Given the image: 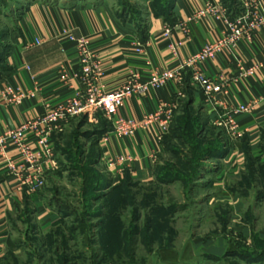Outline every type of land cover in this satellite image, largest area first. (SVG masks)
Instances as JSON below:
<instances>
[{
  "label": "rangeland",
  "instance_id": "1",
  "mask_svg": "<svg viewBox=\"0 0 264 264\" xmlns=\"http://www.w3.org/2000/svg\"><path fill=\"white\" fill-rule=\"evenodd\" d=\"M35 1L67 6L82 0H0V57ZM107 1L141 24L166 0ZM224 1L233 13L241 11L239 0ZM187 102L153 176L117 187L101 159L109 119L100 110L72 119L54 136L56 167L39 191L48 211L61 217L43 227L31 202L15 210L0 234V264H264V166L253 164L243 178L213 185L205 175L220 166L224 131L206 124L204 107ZM166 250L177 256L167 253L172 259L165 260Z\"/></svg>",
  "mask_w": 264,
  "mask_h": 264
},
{
  "label": "crops",
  "instance_id": "2",
  "mask_svg": "<svg viewBox=\"0 0 264 264\" xmlns=\"http://www.w3.org/2000/svg\"><path fill=\"white\" fill-rule=\"evenodd\" d=\"M259 1L264 7V0ZM220 3L226 6L223 0H176L172 9L175 22L150 13L143 36L134 23L123 22L107 0L75 1L67 6L30 3L12 36L11 49L4 59L5 69L0 70V139L28 121L38 120L47 105L72 96L83 86L81 54L71 36L89 41L90 51L102 71L98 83L104 90H113L127 82L131 74L145 82L154 72L178 70L205 44L216 41L227 29L226 19L233 20L240 13L228 8L225 19L208 8L210 5L219 8ZM250 3L239 0L240 10L244 11ZM183 24L190 29L188 35L181 29ZM167 27L172 29L169 38L163 37ZM35 39H41L42 44L30 46ZM173 45H177L176 53L171 51ZM138 48L143 51H137ZM200 69L207 76L225 74L232 80L228 94L217 96L216 104L194 84L189 68L181 70V79L170 80L143 95L135 93L125 100L115 119L133 120L135 129L120 135L114 122H110L111 129L100 140L105 166L107 158H129L124 164L117 163L112 172L106 167L114 183L142 181L153 176L164 139L189 93L193 104L206 109L208 125L224 131L227 143L228 150L219 158V168L206 173L205 178L212 175L213 185L221 186L228 178H243L253 164L264 166V101H260L264 97V27L253 40H241L232 51L206 61ZM7 82L21 85L29 93L21 104L5 100ZM255 99L258 103L251 113L227 114L222 105H241ZM228 117L235 126L234 134L216 123ZM33 134L27 131L24 137L30 139ZM29 143L32 147L36 144L31 139ZM12 144L9 139L0 143V234L6 233L10 215L27 201L33 204L43 227L57 222L62 214L59 210L53 214L48 211L43 191L21 192L14 177L8 175L7 157L17 164L22 162L17 146Z\"/></svg>",
  "mask_w": 264,
  "mask_h": 264
},
{
  "label": "built area",
  "instance_id": "3",
  "mask_svg": "<svg viewBox=\"0 0 264 264\" xmlns=\"http://www.w3.org/2000/svg\"><path fill=\"white\" fill-rule=\"evenodd\" d=\"M251 3L246 9L241 10L233 20L226 19L228 8L220 3L217 6L210 5L209 9L219 12L225 17L228 24L227 29L216 40L205 44L198 52L192 54L178 70H163L154 72L145 82H141L137 75L131 74L120 87L113 90H104L99 85V77L102 75L99 61L91 53L89 41L83 38L76 39L73 36L70 39L75 42L80 50L81 78L83 86L75 93L54 105H47L45 113L36 121H28L17 129L10 130L6 138L12 145L17 146L22 162L17 164L12 158H6L8 175L14 177L21 192L33 194L39 192L46 184L49 172L55 170L57 153L54 144V134L62 131L65 126L74 118L92 114L98 110L104 112L110 122H114L116 131L120 135L131 133L136 124L133 120L117 118L120 109L127 98L135 93L146 94L151 88H157L167 84L170 80L181 79V70L189 68L192 70V79L194 84L202 89L214 104L216 97L228 94L231 78L225 74L217 77L207 76L200 66L206 61L215 58L223 52L232 51L241 40H253L257 32L264 27V7L259 0H250ZM201 16V14H198ZM181 29L188 35L190 32L187 24L181 25ZM172 29L167 27L163 31V37L169 38ZM42 44L41 39H35L30 46ZM177 45L171 46V51L176 53ZM137 51H143L138 48ZM4 98L8 103L19 105L29 95L27 90L11 82H7L4 88ZM264 101V97L260 99ZM258 100H252L249 103L235 105H224L226 113H251L255 110ZM163 110H161L162 112ZM160 112V113H161ZM221 118L216 121L217 124L228 128L229 132L235 133V126L231 119ZM32 131L34 134L30 138L35 140V146L32 147L24 134ZM161 139V137H159ZM129 158L121 156L119 158H107L106 167L112 172L117 163H126ZM114 173V172H113Z\"/></svg>",
  "mask_w": 264,
  "mask_h": 264
},
{
  "label": "trees",
  "instance_id": "4",
  "mask_svg": "<svg viewBox=\"0 0 264 264\" xmlns=\"http://www.w3.org/2000/svg\"><path fill=\"white\" fill-rule=\"evenodd\" d=\"M175 1L176 0H166L165 1V3L163 4L164 6H157V5H154V6H152V8L150 9V11H151V13H153L154 15H156V16H161V17H163L164 19H166V20H168L170 23H174L175 22V17H174V15H173V13H172V9H173V7H174V3H175ZM117 15H118V17L123 21V22H130V23H134L138 28H139V31H140V33H141V36H143L144 34H145V31H146V22H142L141 24H139V23H137V22H134V21H132V20H130V19H128L127 17H125V16H123V15H120V14H118L117 13ZM10 49H11V47H10ZM10 49H9V51H10ZM9 51H7V52H5L4 54H3V56L2 57H0V70H3V69H5V65H4V59H5V56L9 53ZM188 102L187 103H189L190 105H192L193 104V97H192V94L191 93H189V95H188ZM175 119H176V116H175ZM174 119V120H175ZM174 122V121H173ZM206 124L208 125V119L206 120ZM172 127V126H171ZM169 134V133H168ZM167 134V135H168ZM223 148V147H222ZM227 148V147H226ZM222 149L219 153H218V155H220L221 154V156H223V155H225L226 154V152H227V150L228 149ZM117 186H119V184H115V185H113L112 187H117ZM28 202V201H27ZM162 254H164L165 253V256L163 255V258L165 257V260H171L172 258H170L168 255H167V253H174L175 254V256H177V253L176 252H174V251H171V250H166V251H164V252H161ZM174 256V257H175Z\"/></svg>",
  "mask_w": 264,
  "mask_h": 264
}]
</instances>
